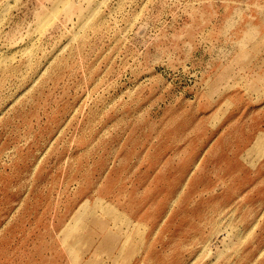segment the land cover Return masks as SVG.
<instances>
[{"label": "rangeland", "instance_id": "1", "mask_svg": "<svg viewBox=\"0 0 264 264\" xmlns=\"http://www.w3.org/2000/svg\"><path fill=\"white\" fill-rule=\"evenodd\" d=\"M0 264H264V0H0Z\"/></svg>", "mask_w": 264, "mask_h": 264}]
</instances>
